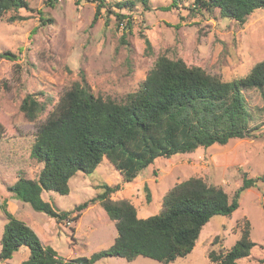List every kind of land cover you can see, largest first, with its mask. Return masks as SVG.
Masks as SVG:
<instances>
[{"label":"rangeland","instance_id":"rangeland-1","mask_svg":"<svg viewBox=\"0 0 264 264\" xmlns=\"http://www.w3.org/2000/svg\"><path fill=\"white\" fill-rule=\"evenodd\" d=\"M27 1L31 10L9 11L0 19V52L17 55L14 60L0 57V120L5 127L0 139V202L6 201L7 210L30 226L58 257L90 256L109 247L117 235L114 221L98 202L88 205L75 220L56 221L6 190L19 176H38L42 163L30 155L37 126L81 74L95 95L117 102L139 88L160 55L181 58L221 80L246 75L264 59V8L239 23L220 16L218 9L195 13L191 10L193 0H177L176 7L168 10L160 7L171 0H147L148 8L142 0H131L133 5L122 9L115 3L123 0H106V8L92 22L98 3L94 0H51V5L46 0ZM116 13L122 15L120 22ZM12 14L24 19L11 21L8 17ZM128 18L131 27L125 28ZM40 91L46 109L29 121L20 102L27 93ZM243 93L253 115L250 125L259 126L253 130L257 136L158 157L130 182H124L103 159L92 173L72 176L68 194L43 191L42 199L59 210H71L101 192L100 184H118L111 199L129 200L137 216L145 218L160 211L167 191L192 176L220 186L231 198L244 174L254 177L264 172V88ZM6 221L0 207V238ZM246 221L255 245L238 264H264V180L240 193L238 207L230 215L211 217L184 257L163 263L143 256L130 261L104 256L93 264H211L209 252L225 253L239 239ZM28 254V248L21 246L11 258L0 259V264H20Z\"/></svg>","mask_w":264,"mask_h":264},{"label":"trees","instance_id":"trees-1","mask_svg":"<svg viewBox=\"0 0 264 264\" xmlns=\"http://www.w3.org/2000/svg\"><path fill=\"white\" fill-rule=\"evenodd\" d=\"M46 1L53 4L51 0ZM94 1L98 3L92 22L107 4L106 0ZM142 2L148 8L147 0ZM115 4L121 9L129 8L133 1ZM176 5L177 0H171L169 5L160 8L168 10ZM20 8L31 10L27 0H0V19ZM258 8H264V0H193L191 10L198 13L218 9L220 16L243 23ZM121 16L116 13L119 22ZM8 19L21 20L24 16L12 14ZM41 20L44 21L42 17ZM124 26L131 27L129 18ZM145 43L148 49L146 38ZM0 57L14 60L17 55L5 50L0 52ZM251 88H264V59L242 77L221 80L200 66L186 64L181 58L160 55L139 88L128 93L122 102L95 95L81 74L36 128L30 155L42 163L38 176L33 179L19 176L6 190L56 221L75 220L88 205L98 202L114 221L117 235L106 249L90 256L63 259L52 247L44 246L30 226L9 212L3 200L0 207L7 221L0 238V259L11 258L21 246H26L29 254L20 264H93L104 256L124 257L128 261L143 256L169 263L186 256L192 251L203 225L215 215H230L238 207L240 193L263 181L264 172L254 177L244 174L231 198L207 179L189 177L167 191L157 214L145 218L137 216L129 200L111 199V193L119 189L118 184H100L101 192L71 210L55 208L42 199L41 193L68 194L70 178L77 172L92 173L103 159L112 164L124 182H130L158 157L257 136L253 130L259 126L250 125L253 115L243 93ZM42 94V91L27 93L20 102L19 108L29 121L46 109V99H39ZM4 134L5 127L0 120V139ZM73 212L76 214L71 217ZM254 245L250 223L246 221L239 239L225 253L211 250L209 261L238 264L239 259L250 255Z\"/></svg>","mask_w":264,"mask_h":264}]
</instances>
